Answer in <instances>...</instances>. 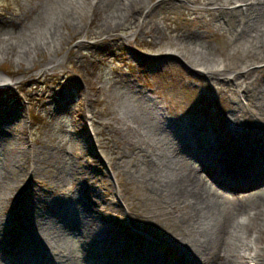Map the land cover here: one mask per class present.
<instances>
[{
  "label": "rangeland",
  "instance_id": "rangeland-1",
  "mask_svg": "<svg viewBox=\"0 0 264 264\" xmlns=\"http://www.w3.org/2000/svg\"><path fill=\"white\" fill-rule=\"evenodd\" d=\"M121 1L0 0V71L20 78L15 86L0 89V217L7 218H0V227L18 237L16 221L22 212L37 243L35 247L20 242L22 252L36 248L40 256L48 253L31 264H92L88 259L91 252L83 251L85 242L82 240L89 239V219L95 213L81 202L82 198L87 199V190L89 200L97 205L96 213L101 215V208L105 217H114V226L102 222L101 228L110 225L108 230L126 232L132 246L137 234L134 229L154 234L161 244H152L156 249L154 254L145 253L152 255L153 260L156 256L161 264L164 263L162 254L170 255L167 257L170 264L177 262L174 258L180 255L181 230L185 227L177 218L172 219L174 213L153 188L154 183L148 181L152 174L148 170L154 169V165L145 163V173L132 165L137 156L144 155L128 143V135L138 138V132L130 130L129 125H125L124 134L119 131L122 112L131 123H138L131 117L134 111L130 110L139 113L142 107L149 105L140 91L130 90L143 89L147 95H154L169 106L165 110L170 116L176 113L187 118L199 131L211 132L218 139L231 141L234 137L239 141L230 134L233 124H229V120L234 123V115L228 111L230 107H223V103L229 104L230 100L228 102L223 93L213 95L207 91L218 86L219 81L213 79L212 89L208 88L207 78L196 77L177 54L180 51L175 46L194 44L206 49L218 61L224 57L223 52L231 55L234 51L240 55L235 47H246L249 40L230 45L233 42L230 32L219 35L209 32L206 25H199L196 12L178 4L163 3L161 7L152 8L150 24L142 23V16L137 15V20L131 16L129 21L111 26L103 16L119 11ZM149 2L155 4L160 0H147L146 4ZM186 4L205 6V3ZM193 30L206 31L207 36L202 33L203 37H193ZM39 44L40 48H36ZM166 51L177 53L164 55ZM238 55H231L237 68H231L228 76L246 66V61ZM149 110L155 111L154 114L158 112L156 106ZM90 114L93 115L91 120L88 119ZM191 115L198 117L192 119ZM90 127L97 136L90 135ZM170 132L168 130L167 135ZM153 134L151 131L147 138L151 140ZM181 139L186 141L183 134ZM18 142L24 146L20 155L16 154ZM94 143L99 147L95 148ZM36 153L40 159L35 157ZM101 158L108 159L109 167ZM181 160L186 165L190 162L200 167L196 158L187 152L181 153ZM230 167L221 163L210 171L219 175L223 173L221 170L232 169ZM199 169L212 190L223 191L213 186L207 171ZM122 187L126 206L124 200L122 205L116 202L122 198V194L117 193H122ZM38 196L44 201L35 207L31 200ZM227 197L234 199L235 195ZM262 197L264 183L253 195L255 200ZM74 198L77 201L71 203ZM58 201L72 204L63 209L67 217L81 219L75 226L61 227L64 233L60 231L61 222L51 223L47 230L38 224L40 218L50 219L51 205ZM235 216L233 214V221L240 218ZM164 222L167 224H162ZM242 229L245 231L246 227ZM171 231L179 234L176 246L174 242L161 240ZM57 232L60 234L52 236ZM44 236L54 239L49 248L43 246ZM122 236L125 239V235ZM146 240L142 236L133 248L141 249ZM16 245L13 242V246ZM61 250H66L63 255ZM108 258L122 263L121 258ZM8 261L0 260V264H12L10 259ZM193 261L195 263V259Z\"/></svg>",
  "mask_w": 264,
  "mask_h": 264
},
{
  "label": "bare ground",
  "instance_id": "bare-ground-1",
  "mask_svg": "<svg viewBox=\"0 0 264 264\" xmlns=\"http://www.w3.org/2000/svg\"><path fill=\"white\" fill-rule=\"evenodd\" d=\"M189 1L192 3L203 2V0H162L155 5L161 7L163 3L171 6L178 4L180 7L193 10L197 13L195 17L200 21L199 25H206L209 32L217 35L222 32H230L233 35V42H230V45L238 44L245 39L250 41H247L246 47L244 45L235 47V51L241 52L240 55L234 51L231 53V55L242 57L246 61V66L244 69L236 70L230 76L227 75V72L230 73L231 68H237L233 64L231 55L223 52L224 57L216 61L206 49L194 44H176L175 46L176 49H179L178 54L184 64L190 67L196 77L219 81V85L209 90V93L213 95H222L223 93L227 101L230 100L229 104L223 103V107H230L228 111L234 115L235 122L229 120V124H233V129H231L233 131L230 134L237 136L239 141L234 137H231V141L223 137L218 139L211 132L199 131L198 126L191 124L187 118L180 117L176 113L174 116H170L167 110L163 109L169 108L167 104H162L148 96L146 91L138 89L135 85L137 89L130 91L134 93L140 91L149 105L147 108L146 106L142 107L139 113H136L134 109L130 110L135 112L131 113V117L138 123H131L130 119L122 112L120 115L122 127L119 128V131L124 134L125 125H129L130 130L138 132V138L131 134L128 135V143L133 146V149H137L139 153L143 152L144 155L137 156V160L132 165L139 167L144 173L146 172L145 163L154 165V169L148 170L152 173L147 178L148 181L154 183L153 188L158 190L163 201L174 213L172 219L177 218L186 228L181 230L182 247L184 240L188 239V250L191 256L188 255L184 262L178 264H191L194 263V259V264H264V197L260 200L253 198V195L257 193V188H260L264 183V64L253 67L259 61H264V0H205L204 7H189L186 4ZM146 2L147 0H122L118 6L120 10L104 15V20L111 26L113 23L116 24L115 26H119L125 20L129 21L131 16H135V20H137V15H141L142 23L150 24L151 9L155 5H152L151 1L148 4ZM82 14L81 12V17ZM192 33L193 37H203L202 33L207 36L206 31L193 30ZM188 36L186 34V37ZM36 48H40V44ZM171 52L166 51L164 55H171ZM21 56L22 54L19 52L18 57L21 58ZM201 69L205 70L201 71ZM19 82L20 78H13L0 71V89L15 86ZM205 82L209 83V80ZM127 89L129 90L130 86ZM154 106L158 108L156 114H154L155 111L149 110ZM191 116L192 119L198 117ZM168 130H171L170 135H167ZM151 131L154 134L150 136L152 138L150 140L147 137ZM182 134L186 141L181 139ZM22 144L21 142L17 144L16 154L18 155L24 148ZM185 152L196 158L201 170L207 171L214 180L220 181L226 190L233 191L235 198L227 197V193H218L216 190H212L207 185L204 176H201L198 166H193L190 162L186 165L184 164L186 162L181 160V153ZM260 155L261 160L259 161L257 157ZM35 157L40 159L37 153ZM15 158L18 159V156ZM221 163L231 165L230 168H232L221 170L225 171L224 173L240 168L235 171L238 173L241 172V168L254 167L255 164L259 165L260 172L253 179L245 178V173L238 175L236 182H241L240 185L235 186L234 183L224 185V181L210 171ZM21 166L24 167L23 162ZM239 191L244 192L240 194ZM86 192L87 199L84 201L81 197V202L86 209L90 210L91 208L95 213L90 215L89 219L91 222L88 225L89 239H82L85 242L83 251H90V256L95 258L97 264L99 261L97 256L101 251H104L107 256L121 258L122 264H161L156 256L153 260L150 258L152 255L145 253L154 254L156 252L155 246H152L154 244L152 237L147 236V242L142 244L141 250H135L132 244L127 241L126 235L124 239L118 231L108 230L110 225L101 228L103 221L112 223L109 218L105 217L103 209L99 208L101 215L96 213L97 205L91 203L89 191ZM43 201V197L38 196L33 198L31 203L36 207ZM76 201L74 198L71 203ZM71 206L72 204H66L64 201L53 203L50 219L40 218L38 224L47 230L51 223L61 222L60 231L64 233L61 227L75 226L81 220L78 217L70 219L71 217L65 215L63 209ZM79 208L86 211L81 206ZM233 214L240 218L233 221ZM31 216L36 217L35 214ZM162 224L165 225L167 222ZM243 226L246 227L245 231L242 229ZM57 228L53 230L56 231ZM182 233L185 236L189 235L183 238ZM59 234L60 232L51 235ZM137 235L139 239L142 238L139 233ZM179 238L177 232L171 231L161 240H169L176 246ZM258 240L260 244L257 243ZM13 242L17 243L16 247L13 246ZM51 242H54V239L49 236L42 238L45 248H49ZM125 244L127 245L125 246ZM158 244H161L160 238H158ZM0 245L3 255H5L4 249H6L8 258H11V263L14 264H31L48 256V253L40 256L41 254L35 252L36 248L22 252L23 246L20 248L19 238L1 227ZM33 245H37V243L33 242ZM64 251L66 250H61L62 255ZM111 260H107V262L111 264ZM99 264L105 263L99 261Z\"/></svg>",
  "mask_w": 264,
  "mask_h": 264
}]
</instances>
